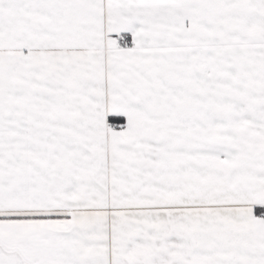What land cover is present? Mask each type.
<instances>
[{"label": "snow or ice", "instance_id": "snow-or-ice-1", "mask_svg": "<svg viewBox=\"0 0 264 264\" xmlns=\"http://www.w3.org/2000/svg\"><path fill=\"white\" fill-rule=\"evenodd\" d=\"M0 264H264V0H0Z\"/></svg>", "mask_w": 264, "mask_h": 264}]
</instances>
